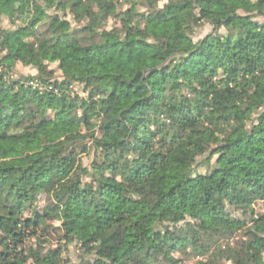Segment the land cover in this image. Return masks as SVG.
<instances>
[{
    "label": "trees",
    "instance_id": "16d2710c",
    "mask_svg": "<svg viewBox=\"0 0 264 264\" xmlns=\"http://www.w3.org/2000/svg\"><path fill=\"white\" fill-rule=\"evenodd\" d=\"M41 1L0 0V264H264V0Z\"/></svg>",
    "mask_w": 264,
    "mask_h": 264
},
{
    "label": "rangeland",
    "instance_id": "374dc122",
    "mask_svg": "<svg viewBox=\"0 0 264 264\" xmlns=\"http://www.w3.org/2000/svg\"><path fill=\"white\" fill-rule=\"evenodd\" d=\"M35 6L37 8L44 7L43 2L41 0H36ZM107 9H108V12L111 13V14L114 13L117 10L116 6H114L113 4H110V3L107 4ZM208 31H209V27L207 25L204 26L202 28V30H201L202 33H206ZM49 67L50 68H55V75L56 74L59 75V71L56 69V64H49ZM15 73H16V75H19V74H24V75L34 74V70L30 66L23 65V62H19L17 64L16 68H15ZM73 89L75 91L79 92L81 95H83V93H82V91H81L79 86H75ZM54 107H55V105L53 103L50 104V106L48 107L49 114L52 113V110H53ZM89 159H90V157L84 158L86 163L89 161ZM53 222L56 223L55 221H53ZM70 249H71L72 257L75 258V249H74V247H70ZM263 258H264V254H263ZM193 262H194V258L190 257V258H187L183 264H193Z\"/></svg>",
    "mask_w": 264,
    "mask_h": 264
}]
</instances>
